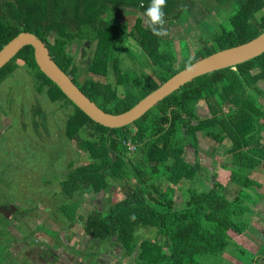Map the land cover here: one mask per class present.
<instances>
[{
  "label": "trees",
  "instance_id": "obj_1",
  "mask_svg": "<svg viewBox=\"0 0 264 264\" xmlns=\"http://www.w3.org/2000/svg\"><path fill=\"white\" fill-rule=\"evenodd\" d=\"M142 1V7L131 5L136 13L128 15L126 21L119 19L122 9L107 0H101L99 7L97 0H0V50L21 32L34 34L46 45L56 65L91 101L107 113L120 114L196 61L264 33V0H216L217 7L212 10L220 13V32L211 40L201 39L200 47L192 48L194 54L189 45L182 53L177 52L175 35L152 33L144 16L151 0ZM190 3L179 0L175 9H166L177 10L178 17L183 8H192ZM167 10L164 19L169 21ZM84 41L93 44L94 54L81 68L72 52ZM132 42L150 59L148 64H141V69L147 67V73L133 77L128 70L123 77L118 57L113 58V54L116 48L127 50ZM178 43L179 47L186 44L182 38ZM17 60L27 65L34 91L49 104H56L51 115L61 110L65 138L77 143L76 154L84 155H76L81 161L74 167H64L67 175L61 181L62 197L74 199L71 205L76 210L62 207L66 219L76 221L73 219L85 193L93 192L104 199L106 189L116 186L121 194L120 200L96 205L93 213L80 217L85 220L84 231L92 246L98 243L103 250L121 251L125 264H199L203 257L223 252L230 235L245 236L248 223L244 211L230 212L231 203L223 195L230 194L227 183L239 184V173H229L226 178L224 174L208 177L205 173L213 171V164L212 168L204 166L198 154L203 150L212 154V148H216L211 145L229 138L232 147L226 152V164L238 172H254L264 166V109L256 103V97L264 95V54L187 83L131 124L133 129L131 125L110 129L92 121L39 70L31 46L22 48L0 69V86L16 68ZM110 63L117 80L115 87L99 78L108 75ZM81 71L93 76H84L81 82ZM201 102L210 114L196 113L195 106ZM41 114L43 118L48 115ZM22 135L25 144L32 140L29 134ZM189 149L195 151L193 161ZM137 153L140 157L134 159ZM11 155L8 153L7 158ZM59 156L53 157L52 163ZM2 165L6 169V162ZM251 185L252 180L246 179L245 188ZM255 187L264 197L260 185ZM177 188L189 192L187 207L182 210L175 209ZM240 201L237 198L234 202L239 205ZM138 231L152 236L139 237Z\"/></svg>",
  "mask_w": 264,
  "mask_h": 264
},
{
  "label": "rangeland",
  "instance_id": "obj_2",
  "mask_svg": "<svg viewBox=\"0 0 264 264\" xmlns=\"http://www.w3.org/2000/svg\"><path fill=\"white\" fill-rule=\"evenodd\" d=\"M100 1L97 0L96 6L99 7ZM107 1L122 9V15L119 19L126 21L127 17H129L128 15L132 16L133 13H136L134 8L131 7L132 4L139 5L138 7L144 5L142 0ZM190 1L192 8H183L181 14L175 17L178 11L167 10L166 8L175 9L176 6H179V0H166V6L163 11H169L170 15L169 21L165 20L164 28L167 30V36L175 35L176 38L173 39V44L176 45L177 52L181 50L182 53L184 47L189 45L191 54H194L193 49L200 47L201 39L205 41L211 40L215 33L220 32L218 24L222 19L218 10H212L217 7L216 0H203L202 3L199 0ZM107 13L109 12L107 11ZM180 38L186 44L179 47ZM92 45L90 42L84 41L79 50H73L74 60L79 62L78 64L81 68H84L87 61L94 54ZM114 52L113 58L118 57L119 74L123 77L128 75V70H130L129 76L133 77L147 73V67L141 69V64H148L150 59L143 50L137 48L135 42H132L125 51L116 48ZM15 64L16 68L13 69L11 75L0 86V111L5 116H0V152L3 154L0 161L1 167L6 162L4 185L1 187L0 195L2 199H6L8 203H12L11 205L19 209L16 210L17 212L19 211L16 218H20V213H22V216L25 214V217L22 218L24 220L23 223H20L19 219L16 221L22 224L21 227L30 228V231L35 228L36 230L33 232L41 237L42 233L48 232L45 229L66 233L64 242L68 241V245L72 249L71 256L74 253L75 258H77L73 248L75 244L73 242L74 236L70 233L75 232L77 234V232L82 230L86 235L84 231L85 220L72 223V221L66 219L62 207L67 205L75 210V206L71 205L75 200H63L61 181H63L64 175H67L63 174L67 170L64 167H74L81 161L76 159V155H79L80 158L84 155L76 154L74 150H78L77 143L68 142L65 138L63 133L65 117L61 110L58 112L62 116L58 112L51 115V110L55 108L56 104H49L41 94L34 91V81L28 73L27 65L20 60H17ZM148 70L149 72L153 71L150 67H148ZM107 72L108 75L106 77L102 76L99 78L104 79L111 87H115L113 85L117 83V80L111 63L108 65ZM84 76L90 78L93 75L89 72L81 71L79 78L81 82L84 80ZM262 86H264V83ZM256 103L264 109V95H258ZM195 110L200 116L210 114V109L203 102L198 103L195 106ZM43 112L48 114L45 119L47 120V126H44L45 120L41 114ZM29 127L32 128L28 129ZM19 128L23 129V133L31 136L32 140L28 144H25L24 135L20 137ZM35 128L39 131L38 134ZM130 128L133 129L134 126L131 125ZM198 137L205 146L203 134L199 133ZM33 142L37 147L33 145ZM262 142L264 143V138ZM211 146L216 148L215 151L212 148V154H207L205 150L199 154L203 158L204 166H206V162V164H213L214 167H211L213 171L207 172L205 175L210 177L216 174H224L226 178L229 173H239V184L227 183L226 187L230 190V194L223 195L231 203L230 212L242 214V211H244L248 226L245 230V236L230 235L228 237V246L223 252L217 253L216 256L203 257L199 260V264H252L254 259L264 258V197L258 194L259 189L255 187L259 184L260 189L264 192V166L256 167L257 169L254 172H238L236 168L226 164V161L229 160L226 152L232 147V140L227 138L223 143ZM197 150L201 149L197 147ZM190 151V158L193 161V150L189 149V153ZM10 152L13 155L7 158ZM57 155H60L58 157L59 160L56 162L55 159V163H52L53 157ZM135 156L134 159H139L140 153ZM248 178L252 180V185L249 188H245L244 185ZM116 189V186L106 189L105 200L101 198L102 196L93 195V192L85 193L82 199L84 202H81V205L86 210L85 216L93 213L95 202L98 203L97 205L102 206L103 203H107L109 200L111 202L120 200L121 194ZM218 192L221 193V190H218ZM53 194L54 196H52ZM93 196L96 197L93 198ZM109 197L111 198L107 199ZM237 198L241 200L239 205L234 202ZM261 199H263V202L260 201ZM188 200L189 192L177 188L175 192V209L182 210L186 208ZM243 200L245 203L242 205ZM255 202H257L256 205H254ZM256 209L257 213L251 216V213L253 214ZM2 219L4 217L0 212V220ZM74 220H78L77 217ZM37 223L41 225V228L45 229L42 231L34 226ZM137 235L143 238L152 236V234L145 231H138ZM35 240L34 236L32 241L36 242ZM88 241L89 237L87 236L86 242ZM76 242V250L82 252L85 250V253L88 254L85 255L89 258L87 260L80 256V258H77L78 262L76 264H125L121 257V251L114 248H105L103 250L100 247L96 250L94 246H90V243L84 246L81 243V237Z\"/></svg>",
  "mask_w": 264,
  "mask_h": 264
},
{
  "label": "water",
  "instance_id": "obj_3",
  "mask_svg": "<svg viewBox=\"0 0 264 264\" xmlns=\"http://www.w3.org/2000/svg\"><path fill=\"white\" fill-rule=\"evenodd\" d=\"M33 48V56L39 70L86 116L95 123L110 129L133 124L145 113L182 86L205 74L235 67L264 54V33L242 45L218 51L196 61L178 72L157 90L141 99L129 110L120 114L103 111L91 101L53 61L46 45L34 34L21 32L0 50V69L24 47Z\"/></svg>",
  "mask_w": 264,
  "mask_h": 264
},
{
  "label": "flooded vegetation",
  "instance_id": "obj_4",
  "mask_svg": "<svg viewBox=\"0 0 264 264\" xmlns=\"http://www.w3.org/2000/svg\"><path fill=\"white\" fill-rule=\"evenodd\" d=\"M47 117L48 115H46V117H44L43 119L45 120ZM45 123L47 126V120H45ZM30 128L32 127H29L28 129ZM22 131L23 129L19 128L20 137L22 136ZM194 152L195 151L193 150V154ZM199 154L198 157L202 161L203 158ZM194 155L196 156V154ZM205 165L206 167L211 168V164H206L205 162ZM63 174H65V172ZM4 175L5 167H1L0 164V191H2L1 187L4 185ZM11 204L12 203H8L6 199H2L0 195V212L3 214L4 217V219L0 220V264H76L78 262L77 258H80V256L89 260V258L85 255L87 254L85 253V250L84 252H82L77 251L75 248V245L77 243L76 241L77 239H79V237H81V243L84 246L88 245L91 241L89 238V241L86 242L87 236L82 230L77 232V234L75 232H69L71 235L74 236L73 242L75 244L73 245V248L75 251V255L77 256V258H75L74 253L71 256L72 249L68 245V241L64 242V236L66 233H64L63 231L55 232L51 229L41 228V225L37 223L34 226H36L42 231L43 229L48 230V232L42 233V237L35 235L36 233L33 232L36 230L35 228H32L33 231H30V228L28 229L26 227V229L24 226L21 227L22 224L20 223L24 222L22 218L25 217V214L24 216H22V213H20V218H16L19 212H17L16 210L19 209ZM97 204L98 203L95 202L94 206H96ZM85 213L86 210L84 209V206L81 205L77 212L78 220L76 221L83 222L80 217H85ZM17 219H19L20 223L16 222ZM34 236L36 242L32 241V239H34ZM93 246L99 247V244L95 243L93 244ZM258 260H261L260 264H264V259ZM257 261L255 262L256 264Z\"/></svg>",
  "mask_w": 264,
  "mask_h": 264
},
{
  "label": "clouds",
  "instance_id": "obj_5",
  "mask_svg": "<svg viewBox=\"0 0 264 264\" xmlns=\"http://www.w3.org/2000/svg\"><path fill=\"white\" fill-rule=\"evenodd\" d=\"M166 6V0H151L150 6L144 12L147 17L149 28L154 35L165 36L167 30L164 28L165 13L163 11Z\"/></svg>",
  "mask_w": 264,
  "mask_h": 264
},
{
  "label": "crops",
  "instance_id": "obj_6",
  "mask_svg": "<svg viewBox=\"0 0 264 264\" xmlns=\"http://www.w3.org/2000/svg\"><path fill=\"white\" fill-rule=\"evenodd\" d=\"M192 150H193V149H192ZM229 192H230V190H229ZM261 202H262V201H261ZM255 212L257 213V209L255 210ZM263 259H264V258H263ZM263 259H262V260H263ZM257 260H258V259H255L254 264H256L255 262H256ZM258 263H261V260H258V261H257V264H258Z\"/></svg>",
  "mask_w": 264,
  "mask_h": 264
}]
</instances>
